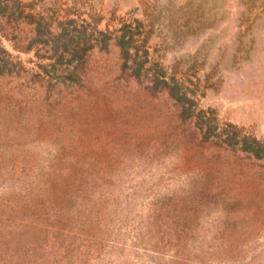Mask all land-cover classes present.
<instances>
[{"label": "rangeland", "instance_id": "1", "mask_svg": "<svg viewBox=\"0 0 264 264\" xmlns=\"http://www.w3.org/2000/svg\"><path fill=\"white\" fill-rule=\"evenodd\" d=\"M15 1L59 30L0 17V264H264V159L163 89L264 143V0Z\"/></svg>", "mask_w": 264, "mask_h": 264}, {"label": "trees", "instance_id": "2", "mask_svg": "<svg viewBox=\"0 0 264 264\" xmlns=\"http://www.w3.org/2000/svg\"><path fill=\"white\" fill-rule=\"evenodd\" d=\"M15 9V13L11 14L10 10ZM31 9L30 4L20 3L15 1L10 4V0H0V17L6 19L10 15H16L15 25L10 28L9 31L15 35H18L17 38H8L9 40L18 39V50L21 52H28L31 50V47L34 45L45 44L46 41L36 40L33 38L35 34L41 29H46L47 33L54 38V35L58 30V26H53L52 23H48V21L44 18L43 14L36 12H29ZM27 11V12H26ZM28 18H31V22L29 24L34 25V28L31 30L32 36L28 35V33L24 30V26L29 25L26 21ZM122 31V30H121ZM5 31V28L0 26V35L2 38L7 39V35L10 33ZM99 35L104 34V32H98ZM124 35L119 37L117 40V46L125 52L126 54L129 51L135 49V44H131L130 42L124 41ZM3 49V48H1ZM6 53V51L3 49ZM3 61L0 58V63ZM164 77L162 73H159L158 80L164 81L162 78ZM172 84H165L163 89H165L169 96L175 100L178 104L180 111L179 117L182 120H193L195 126L199 131V135L201 136V140L203 142H211L213 144H218L224 146L225 148H230L236 150L238 152L247 154L256 159H264V143L256 139L255 137L242 132L241 129L236 128L231 124H222L219 125L216 122V117L212 111H199L197 114H194V110L190 106H186V101H188L187 93L183 91L178 84L175 78H172ZM155 82V80H154ZM164 83H166L164 81ZM192 101L190 104L192 105Z\"/></svg>", "mask_w": 264, "mask_h": 264}]
</instances>
